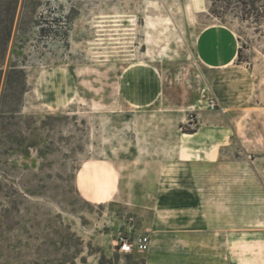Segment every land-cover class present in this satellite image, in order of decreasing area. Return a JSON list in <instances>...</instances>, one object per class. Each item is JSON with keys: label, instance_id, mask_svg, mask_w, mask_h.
I'll use <instances>...</instances> for the list:
<instances>
[{"label": "rangeland", "instance_id": "rangeland-1", "mask_svg": "<svg viewBox=\"0 0 264 264\" xmlns=\"http://www.w3.org/2000/svg\"><path fill=\"white\" fill-rule=\"evenodd\" d=\"M229 2L0 0V264H264V6Z\"/></svg>", "mask_w": 264, "mask_h": 264}, {"label": "crops", "instance_id": "crops-1", "mask_svg": "<svg viewBox=\"0 0 264 264\" xmlns=\"http://www.w3.org/2000/svg\"><path fill=\"white\" fill-rule=\"evenodd\" d=\"M219 51L216 50L215 52V55L213 57H211V59L209 60V63L212 67H215V69L217 70H224V69H227L229 67L232 66L233 62L235 61L236 57H237V53L236 54H232L231 56L228 55V54H219L218 53ZM237 69H241V67L237 66ZM239 70H235L236 72H239ZM159 100V96H155L153 98H138V97H134V98H130V102L132 104H137V105H141V106H150L152 104H154L155 102H157ZM225 105L227 103H224L222 102L221 105ZM228 105V104H227ZM255 106L257 107L258 110L260 111H264V104L262 103H259L258 101H256V104ZM224 107V106H223ZM222 107V110H223V113L225 114L226 113V110L225 108ZM245 110H248V109H245ZM216 116H213V115H210L209 117L206 118V126H207V129H204V133H205V136L208 137V136H215V141H219V147H227L228 145V131L227 129H225L226 125H223L222 122H224L225 124H230L231 122H233L234 118L231 119V117H224V116H221L220 117V125H219V130H216V128H212V127H216V124H217V120H216ZM238 120L239 119H236L235 122L238 123ZM255 122V120H253V123ZM258 129V128H256ZM237 131V130H236ZM259 131L260 133V138L261 140H259V142L261 141L262 143H264V134L262 133V130H257ZM186 136V135H184ZM188 136V135H187ZM252 136H254V134L252 133ZM219 138V139H218ZM256 144V143H255ZM264 145V144H263ZM211 146V145H210ZM220 148V149H222ZM222 151V150H221ZM150 235V234H149ZM151 237V235H150ZM152 241V239H151ZM134 254V253H133Z\"/></svg>", "mask_w": 264, "mask_h": 264}, {"label": "built area", "instance_id": "built-area-1", "mask_svg": "<svg viewBox=\"0 0 264 264\" xmlns=\"http://www.w3.org/2000/svg\"><path fill=\"white\" fill-rule=\"evenodd\" d=\"M209 108L216 109L218 100L211 98L208 103ZM151 237L149 233H135L119 237L117 242L118 250L122 254L145 253L150 250Z\"/></svg>", "mask_w": 264, "mask_h": 264}, {"label": "trees", "instance_id": "trees-1", "mask_svg": "<svg viewBox=\"0 0 264 264\" xmlns=\"http://www.w3.org/2000/svg\"><path fill=\"white\" fill-rule=\"evenodd\" d=\"M14 1H18V0H14ZM236 3V5H242L244 7H247V8H250L252 9L253 11H257L259 12V9H261L263 6H264V0H234ZM214 2H220V3H224V4H229V0H214ZM213 14L216 16V17H219L222 19V17L220 16L219 13H217L216 11L213 12ZM3 67L0 66V89H1V86L3 85V82H4V74H3ZM7 82V80H6ZM5 82V84H6ZM6 86V85H5ZM2 109V103H1V107Z\"/></svg>", "mask_w": 264, "mask_h": 264}]
</instances>
